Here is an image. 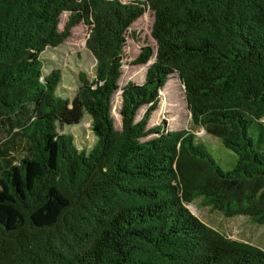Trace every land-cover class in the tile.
<instances>
[{"label": "trees", "instance_id": "16d2710c", "mask_svg": "<svg viewBox=\"0 0 264 264\" xmlns=\"http://www.w3.org/2000/svg\"><path fill=\"white\" fill-rule=\"evenodd\" d=\"M148 10L156 52L145 46L133 65L154 62L144 83L119 91L118 131L128 32ZM81 24L97 66L69 100L41 56ZM175 74L191 125L238 156L234 170L195 131L149 128ZM86 115L90 152L59 132ZM253 123L264 131V0H0V128L11 135L0 141V264H264V251L188 209L201 200L264 226V135L256 149Z\"/></svg>", "mask_w": 264, "mask_h": 264}, {"label": "rangeland", "instance_id": "374dc122", "mask_svg": "<svg viewBox=\"0 0 264 264\" xmlns=\"http://www.w3.org/2000/svg\"><path fill=\"white\" fill-rule=\"evenodd\" d=\"M129 0H122L127 2ZM67 21V14L62 16L61 28ZM154 25V17L150 10L146 12L133 26L130 27L128 32V40L126 46V54L124 55L122 77L119 81L120 90L115 94L112 99L113 112L112 115L115 119L116 129L121 130L122 120L120 119L119 112H121V96L119 91L133 81L137 84H142L145 81L147 70L154 62V58L146 64L141 66H134L138 55H140L142 48L149 46L156 52V43L151 36L152 26ZM88 27L81 24L72 30L71 38L67 39L63 45L56 49H47L41 56L46 67L45 73L50 74L52 71H60L62 74V82L60 83L58 92L64 99H73L76 96L79 87L80 73H86L91 78H94L95 68L97 62L91 55V52L86 48V39L88 38ZM167 93V107L165 112L157 117L154 122V117L161 106V99L158 110L152 114L149 128H153L162 121H167L168 127L171 130H184L190 129L195 131L199 137L198 142L204 143V146L214 157L213 159L218 163L223 171L234 170L238 156L233 151L225 148L222 141L215 136L206 134L205 130H196L191 125L190 111L186 103L185 88L179 80L177 74L173 75L165 86ZM119 93V94H118ZM119 97V98H118ZM147 108H142L137 120L139 121ZM92 121L86 115L83 121L78 126L64 127L59 130L60 134H71L74 136L75 145L79 150H86L90 152L97 141V138L91 129ZM17 130H14L16 132ZM262 134L264 135L263 128L253 123L249 130V135L256 141V149L262 148L263 141L261 140ZM11 137L6 130L0 128V141L3 142ZM188 209L198 217L202 223L217 230V232L230 236L231 239L243 241L247 244L254 245L260 250L264 251V226L252 223L246 216H239L235 218H226L220 212L205 208L201 205V200L194 201Z\"/></svg>", "mask_w": 264, "mask_h": 264}, {"label": "water", "instance_id": "95a60500", "mask_svg": "<svg viewBox=\"0 0 264 264\" xmlns=\"http://www.w3.org/2000/svg\"><path fill=\"white\" fill-rule=\"evenodd\" d=\"M153 64V63H152ZM123 91H121V94H122Z\"/></svg>", "mask_w": 264, "mask_h": 264}]
</instances>
